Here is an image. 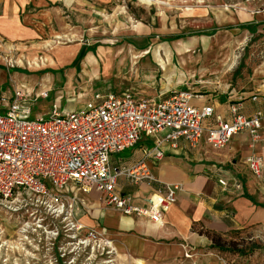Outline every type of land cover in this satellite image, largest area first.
Wrapping results in <instances>:
<instances>
[{
  "label": "rangeland",
  "instance_id": "374dc122",
  "mask_svg": "<svg viewBox=\"0 0 264 264\" xmlns=\"http://www.w3.org/2000/svg\"><path fill=\"white\" fill-rule=\"evenodd\" d=\"M81 2L79 42L66 37L53 39L52 44L48 42L51 48L35 51L29 45H18V48L0 40V93L16 89L26 100H31L32 91L48 93V99L34 104L32 121L49 118L53 107L62 112L80 109L96 93L107 90L125 94V90L132 88L135 90L128 91L131 96L137 94L148 99H158L160 93L168 96L187 91L210 104V99L227 98L234 90L238 70L247 75L244 72L247 66L252 67V63L264 59L255 48L259 39L246 31L228 29L241 24L237 14L264 11V0H113L106 6L86 0L83 2L85 11L81 9ZM88 12L93 17L89 23ZM110 16V21H106L105 17ZM71 21L77 24L74 18ZM138 25L139 32H133L132 26L136 30ZM127 43L139 50L149 49L151 53L139 59L136 65L104 61L103 52L109 48L113 51L127 49ZM77 46H94L93 54L97 57L88 55L83 64L79 60L77 65L70 66L65 64L67 61L60 66L52 63L50 57L55 61V53ZM46 57L45 64L31 63ZM95 71L96 75L92 76ZM208 120L203 122V127ZM26 221V216L9 217L0 209V264L140 263L137 249L126 250L121 240L110 238L111 234L108 237L95 226L81 228L74 220L80 228L77 231L79 243L68 246L32 226L25 236L21 235ZM233 238L253 240L264 246V226H254ZM107 242H111L109 246L105 245ZM201 253L192 250L185 259L197 264ZM219 260L224 264H264V250L247 258L224 254Z\"/></svg>",
  "mask_w": 264,
  "mask_h": 264
},
{
  "label": "crops",
  "instance_id": "0c3cea01",
  "mask_svg": "<svg viewBox=\"0 0 264 264\" xmlns=\"http://www.w3.org/2000/svg\"><path fill=\"white\" fill-rule=\"evenodd\" d=\"M90 1L99 6H106L113 0ZM83 2L81 9L85 11L86 3ZM79 4L80 0H0V40L17 45L18 48L29 45L31 49H36L35 51L51 48L48 47V42L53 39L66 37L79 42L82 37L79 31ZM88 13L87 23L93 18L90 17V12ZM71 18L75 19L76 25L72 23ZM111 18L112 16L105 17L106 21ZM237 18L242 21L241 24L228 29L246 31L255 36L259 39L255 42V48L264 55V11L237 14ZM244 25H247L248 29L242 28ZM133 26L132 31L139 32V25L136 30ZM123 27L127 29V25ZM127 44V49L113 51L109 48L103 52L104 61L108 63L117 60L119 65L123 62L136 65L139 59H145L144 57L151 53L149 49L139 50V47ZM7 48L9 50L11 47ZM82 49L86 51L80 58L81 64L88 55L97 57L93 54L94 46H77L71 52L66 50L55 53V61L50 58L52 63L57 64L55 66H60L66 61L65 64L70 66ZM47 59L48 57L35 59L31 63L45 64ZM9 62L6 60V63ZM244 72L247 75L239 70L235 73L237 86L227 98L210 99V104H205L206 100L200 97L192 100L191 104L210 106L214 114L221 116L225 122L230 121L231 104L238 103L239 113L245 118H250L256 112H264V59L252 63V67L247 66ZM91 75H96V71ZM244 76L247 78L244 79ZM134 90L129 88L125 91ZM159 96H164V93ZM208 121L203 127L204 130L211 128L212 120ZM147 145V142L139 143L135 148L112 157V169L125 172L135 169L142 160V150ZM252 153L261 157L264 168V142L252 143L246 133H239L233 136L224 148L215 149L208 142L207 133L204 131L196 148L185 144V147L174 152L164 150L161 160H147L145 166L152 180H144L138 185H133L123 176L117 180L119 193L129 195L133 204L139 207H147L156 197L163 198L168 187L180 186L181 190L175 195V203L162 213L160 223H154L146 217L124 216L107 207L100 193L92 190L85 194L77 187L69 185L68 196L76 198L75 203L79 208L75 213V220L81 228L95 226L106 232L108 237L111 234L110 238L121 240L126 250L137 249L139 264H193L194 262L185 259V255L190 254L192 250L202 252L201 260L199 259L197 264H224L209 249L207 238L199 236L191 228L194 225L198 230L225 234L231 230L264 226V175L257 179L245 164V158ZM218 180L225 181L227 186L221 187Z\"/></svg>",
  "mask_w": 264,
  "mask_h": 264
},
{
  "label": "built area",
  "instance_id": "2783aa9c",
  "mask_svg": "<svg viewBox=\"0 0 264 264\" xmlns=\"http://www.w3.org/2000/svg\"><path fill=\"white\" fill-rule=\"evenodd\" d=\"M46 99V91H32L31 100L16 89L0 93V209L9 217L26 216L21 235L32 226L68 246L79 243L80 229L74 223L79 208L76 198L68 196L69 185L85 194L100 193L107 207L124 216L146 217L158 224L181 187H168L163 198L139 207L129 195L119 193V177L133 185L152 180L147 160H161L164 150L174 152L185 144L196 148L204 131L215 149L224 148L239 133H246L252 143L264 142V112L245 118L239 113V104H231L230 121L225 122L210 106L192 105L200 97L187 91L158 99L131 96L128 91L96 93L80 109L62 112L53 107L49 118L30 120L34 104ZM208 119L211 128L204 130L203 122ZM141 142L148 145L135 169H112V157ZM245 164L257 179L264 175L260 156L250 154ZM218 184L227 186L223 180Z\"/></svg>",
  "mask_w": 264,
  "mask_h": 264
},
{
  "label": "trees",
  "instance_id": "16d2710c",
  "mask_svg": "<svg viewBox=\"0 0 264 264\" xmlns=\"http://www.w3.org/2000/svg\"><path fill=\"white\" fill-rule=\"evenodd\" d=\"M244 29H248L247 25L242 26ZM86 50L82 49L80 54L75 59L72 65H77L81 56ZM252 227L242 229V230H231L225 234H218L211 231L198 230L193 225L191 228L193 232L197 233L199 236L207 238L210 243L209 249L212 250L219 258L224 254H230L240 258H247L254 255V253L264 250V246H261L254 242L253 240L245 241L244 239H234V236L239 235L241 232H245ZM226 264H230L226 262Z\"/></svg>",
  "mask_w": 264,
  "mask_h": 264
},
{
  "label": "bare ground",
  "instance_id": "6f19581e",
  "mask_svg": "<svg viewBox=\"0 0 264 264\" xmlns=\"http://www.w3.org/2000/svg\"><path fill=\"white\" fill-rule=\"evenodd\" d=\"M47 48V47H46ZM10 50V49H9ZM70 52H71V50H70ZM73 52V51H72ZM68 55H69V53H68ZM67 56V55H66ZM57 58V57H56ZM67 58H69V57H67ZM8 60V59H7ZM64 60V59H63ZM62 61V60H61ZM19 63V62H18ZM61 64V63H60ZM19 65H20V63H19ZM57 65V64H56ZM62 65V64H61ZM59 66V65H58ZM37 70V69H36ZM105 245H110V242H107ZM117 251V250H116Z\"/></svg>",
  "mask_w": 264,
  "mask_h": 264
}]
</instances>
